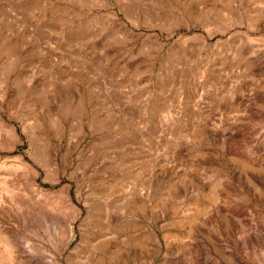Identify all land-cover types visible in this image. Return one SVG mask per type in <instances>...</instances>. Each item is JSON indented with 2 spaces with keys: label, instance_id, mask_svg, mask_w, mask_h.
Segmentation results:
<instances>
[{
  "label": "rangeland",
  "instance_id": "obj_1",
  "mask_svg": "<svg viewBox=\"0 0 264 264\" xmlns=\"http://www.w3.org/2000/svg\"><path fill=\"white\" fill-rule=\"evenodd\" d=\"M263 10L0 0V264H264ZM198 116L220 133L193 141ZM181 162L207 173L216 228L184 219L191 185L162 190Z\"/></svg>",
  "mask_w": 264,
  "mask_h": 264
},
{
  "label": "bare ground",
  "instance_id": "obj_2",
  "mask_svg": "<svg viewBox=\"0 0 264 264\" xmlns=\"http://www.w3.org/2000/svg\"><path fill=\"white\" fill-rule=\"evenodd\" d=\"M185 2H186V0H185ZM188 3H190V2H188ZM182 5V4H181ZM193 6V5H192ZM193 8V7H192ZM237 12L239 13V14H241V11L239 10V9H237ZM258 12V11H257ZM263 12H264V10H263ZM156 15V14H155ZM207 15V14H206ZM202 18H203V16H202ZM264 37V36H263ZM250 38V37H249ZM260 38V37H259ZM261 40H262V38H261ZM258 41V40H257ZM250 42H253V40H250ZM260 43V42H259ZM258 43V44H259ZM263 43V42H262ZM245 44H247V43H245ZM256 44V43H255ZM252 45V44H251ZM248 47V46H247ZM253 47V46H252ZM249 48V47H248ZM264 48V47H263ZM252 51L254 52V53H257V51H258V49L257 48H252ZM259 53V52H258ZM187 82V81H186ZM191 102H192V100H191ZM162 104V103H161ZM164 105V104H163ZM162 105V106H163ZM164 107V106H163ZM161 108L160 107H156L155 105H151V109H150V113L149 114H151V118L152 119H156L157 120V117L158 118H160L159 116H158V114L160 115V112H161ZM165 115V114H164ZM196 115V114H195ZM96 117V116H95ZM121 117H122V119L124 120V121H127V118H128V116H126V115H121ZM143 117V116H142ZM193 117V116H192ZM202 117V116H201ZM147 118H145V120H146ZM114 120V119H113ZM141 121V123L143 124H145V120L144 119H140ZM190 120V119H189ZM115 121V120H114ZM124 121H122V122H124ZM158 121V120H157ZM211 121V122H210ZM208 120V118L206 117V118H201V119H199V116L198 117H196V123L193 121V125H191L190 127H189V133L190 134H188V135H190V137L192 138V140L194 141V140H196L197 138H200L201 139V137H204V136H208V135H214V132H219L220 133V128H221V125L220 124H216V122L214 123L213 121H212V119L211 120ZM121 122V121H120ZM138 122V121H137ZM112 123H113V121H112ZM130 123V122H129ZM151 123V122H150ZM157 123H159V121L157 122ZM127 124V123H126ZM141 124V125H142ZM181 124V123H180ZM133 125V124H132ZM161 126V125H160ZM168 126H171V125H168ZM173 126V125H172ZM178 126H180L179 125V123H178ZM123 127V126H122ZM121 127V128H122ZM125 127V126H124ZM177 127V126H176ZM128 128V127H127ZM179 128V127H178ZM177 128V129H178ZM130 129V128H129ZM176 129V130H177ZM182 129H180V131H181ZM223 130V129H222ZM225 130V129H224ZM183 131V130H182ZM185 133V132H184ZM183 133V134H184ZM218 133V134H219ZM179 134V133H178ZM241 134V136H244V133L242 132V133H240ZM135 135V134H134ZM181 135V134H180ZM182 136V135H181ZM240 136V135H239ZM185 137V136H184ZM187 137V136H186ZM189 137V136H188ZM187 137V138H188ZM220 144H221V147L224 149V151H226L227 153H229L228 155L230 156V154H233V155H238V157H239V160H241V162H242V164L243 165H245V166H247L248 165V162H250L249 160H244L245 159V157H246V152L245 151H243V150H239V149H237L236 147H235V141L230 137V136H227V137H225V135H221L220 134ZM178 139H180V137H178ZM243 139V138H242ZM184 140V139H183ZM192 140H191V142H192ZM199 140V139H198ZM188 141V140H187ZM190 141V140H189ZM234 141V142H233ZM238 141H239V139H238ZM186 142V141H185ZM197 143V142H196ZM190 144V143H189ZM241 144H242V142H241ZM172 144H170V146H171ZM176 145H177V143H176ZM179 145V144H178ZM177 145V146H178ZM195 145V144H194ZM238 145H240V144H238ZM243 145V144H242ZM191 146H192V144H191ZM190 146V147H191ZM241 146H239L238 148H240ZM246 147V146H245ZM108 148V147H107ZM176 148V147H175ZM186 148H188L187 146H186ZM242 148V147H241ZM240 148V149H241ZM172 149V148H171ZM222 150V149H221ZM193 151V150H192ZM194 151H195V149H194ZM193 151V152H194ZM192 153V152H191ZM226 153V154H227ZM202 154V153H201ZM218 154V153H217ZM42 155V154H41ZM158 155V154H157ZM219 155V154H218ZM42 157V156H41ZM215 157H217V155L215 156ZM242 157V158H241ZM248 157V156H247ZM237 158V157H236ZM233 159V158H232ZM231 159V160H232ZM252 159V158H251ZM260 160V159H259ZM161 161V160H160ZM184 161V160H183ZM210 161V160H209ZM214 161H216V160H214ZM218 162H219V160H218ZM252 162H253V160H252ZM262 162V161H261ZM261 162H260V164H261ZM161 163V162H160ZM159 163V164H160ZM177 163H178V161H177ZM185 164H186V161L184 162ZM189 163V162H188ZM193 163H194V160H193ZM192 163V164H193ZM163 164V163H162ZM185 164H183L182 162L181 163H179V165H178V167H176V164H175V166H173V168L176 170V171H178L179 173H181V171L183 172V174H182V176L179 178V176H176L175 178L174 177H171V179H169L168 181H167V183H166V185L164 186V187H162V190L163 191H168V193H169V195H170V191H171V187H173V185H174V183L175 182H173V181H180V182H182V185H183V187L186 189V187L187 186H189V185H191L194 189H196V195H195V197H194V199H193V201L191 202V203H189L185 208H184V211H185V213H187L188 214V216L186 217V218H184L185 220H187L188 221V223L190 224V226L191 225H193V224H195L196 223V221L198 220V218H200V216H202L201 215V213L202 214H205V216H202V218H203V220L206 222V224L208 225V226H210L211 228H216V223H215V219L213 218V216H212V213L208 216L206 213L208 212H206L205 210L206 209H204V211L203 210H201L200 209V207H199V205H198V200H199V196H200V194H202V192H201V186H202V184H204V183H202L201 184V182L204 180V179H208L209 180V177H207V173L205 172V170H203V169H200V168H196V165H195V167L194 168H192V166H190V167H188V166H186ZM201 164V163H200ZM256 164V163H255ZM155 165V164H154ZM203 165V164H202ZM214 165V164H213ZM220 165V164H219ZM262 165H263V163H262ZM157 166V165H156ZM161 166V165H160ZM168 166V165H167ZM204 166V165H203ZM250 166V165H249ZM255 166V165H254ZM153 167H155V166H153ZM162 167V166H161ZM171 167V166H170ZM201 167V166H200ZM208 167V166H207ZM219 167V166H218ZM260 167V166H259ZM190 168H192V169H190ZM160 169V168H159ZM216 169V168H215ZM208 170V169H207ZM253 170V169H252ZM168 172V171H167ZM172 172V171H171ZM156 173V172H155ZM154 174V173H153ZM159 174V173H158ZM171 174V173H170ZM160 175V174H159ZM174 175V174H173ZM215 175V174H214ZM156 176V175H155ZM161 176V175H160ZM172 176V175H171ZM175 176V175H174ZM214 177V176H213ZM212 177V178H213ZM167 179V178H166ZM226 179V178H225ZM240 179H241V177H240ZM238 180V179H237ZM248 181V180H247ZM223 182V181H222ZM221 182V183H222ZM243 182V181H242ZM160 183V182H159ZM216 183H218V185H219V182H216ZM254 183V182H253ZM206 184V183H205ZM206 186V185H205ZM208 186V185H207ZM211 186V185H210ZM212 186H213V184H212ZM214 186H217V185H214ZM213 186V187H214ZM224 186V185H223ZM257 186V185H256ZM159 187H160V185H159ZM174 187H177V186H174ZM222 187V186H221ZM245 187V186H244ZM158 188V187H157ZM226 188V187H225ZM230 188V187H229ZM234 188H236V187H234ZM154 189V188H153ZM161 189V188H160ZM172 190H173V188H172ZM203 190V189H202ZM208 190V189H207ZM229 190V189H228ZM186 191V190H185ZM194 191V190H193ZM214 190H212V191H210L209 192V196H210V201L211 202H214L219 196L218 195H216V193H214L213 192ZM227 191V190H226ZM156 192V191H155ZM159 192V191H158ZM178 192V191H177ZM194 193H193V195H194ZM232 193V192H231ZM204 194V193H203ZM228 194H229V192H228ZM233 194V193H232ZM156 195V194H155ZM166 195V194H165ZM173 195H174V193H173ZM220 195V194H219ZM163 196V193H161V196L160 197H162ZM178 197V196H177ZM204 197H205V195H204ZM221 197V196H220ZM224 197H226V196H224ZM168 198V197H167ZM167 198H165V199H167ZM170 198V197H169ZM176 198V197H175ZM156 199V198H155ZM178 198H176V200H177ZM201 199V198H200ZM182 200V199H181ZM220 200V199H219ZM223 200V199H222ZM242 200V199H241ZM166 201V200H165ZM216 201H218V199L216 200ZM216 201H215V203H216ZM157 202V201H156ZM156 202H155V204H156ZM164 202V201H163ZM182 202V201H181ZM186 202V201H185ZM225 202V201H224ZM173 203V202H172ZM217 204V203H216ZM217 205H219V204H217ZM208 206V205H207ZM209 206H211V205H209ZM220 206V205H219ZM204 207V206H203ZM202 207V208H203ZM208 208H210V207H208ZM217 208V207H216ZM215 208V209H216ZM221 208V207H220ZM152 209V208H151ZM153 210H154V208H153ZM208 210V209H207ZM226 210V209H225ZM228 210V209H227ZM211 211V210H210ZM153 212V211H152ZM183 218V217H182ZM50 219V218H49ZM182 220V219H181ZM186 221V222H187ZM172 237V236H171ZM190 246V247H189ZM187 248H184V251L185 252H188V253H190V251H191V249H192V246L193 245H189ZM12 256V255H11ZM114 256V255H113Z\"/></svg>",
  "mask_w": 264,
  "mask_h": 264
}]
</instances>
